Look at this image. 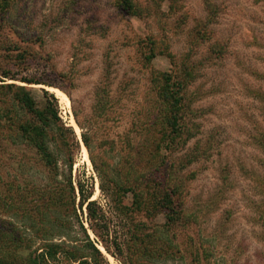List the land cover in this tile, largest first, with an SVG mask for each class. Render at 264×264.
<instances>
[{"label": "rangeland", "instance_id": "rangeland-1", "mask_svg": "<svg viewBox=\"0 0 264 264\" xmlns=\"http://www.w3.org/2000/svg\"><path fill=\"white\" fill-rule=\"evenodd\" d=\"M131 3L137 14L122 0H11L0 69L11 70L17 80L7 82L26 88L38 105L44 91L54 95L80 142L73 180L89 181L92 199L106 210L101 184L111 189L127 156L149 153L158 136L156 80L163 73L183 80L184 131L167 154L184 209L172 229L182 256L156 264H264V0ZM17 157L0 148V230L26 241L4 245L9 250H35L42 242L27 214L41 203L29 191L56 182ZM59 165L62 181L68 172L62 159ZM76 225L64 236L51 228L52 238L83 239ZM101 251L108 263L123 264Z\"/></svg>", "mask_w": 264, "mask_h": 264}, {"label": "trees", "instance_id": "trees-1", "mask_svg": "<svg viewBox=\"0 0 264 264\" xmlns=\"http://www.w3.org/2000/svg\"><path fill=\"white\" fill-rule=\"evenodd\" d=\"M122 3L130 13L137 14L131 0ZM10 5L11 0H0V29L7 25ZM20 58V62L24 60L23 53ZM11 72L0 69V148L16 152L19 165H41L56 185L33 186L29 191L41 203L27 214L34 237L42 242L40 247L31 250L32 246L27 245L22 250L11 251L4 245L22 247L25 239L12 230H0V264H63V261L110 264L101 251L103 248L123 264L164 263L181 255L182 249L172 229L184 219V209L182 201L177 199L180 187L171 177L176 165L168 163L167 154L176 151L184 131V81L174 80L171 73H163L156 80L160 110L156 119L160 126L158 136L151 141L149 153L127 156L123 171L111 189L101 184V191L109 198L106 210L92 199L94 189L89 181L73 180L74 152L80 142L74 129L62 120L57 99L44 91V103L38 105L26 88L7 82V79L17 80ZM82 141L92 154L91 139L85 132ZM91 158L96 164L94 156ZM61 159L68 173L62 172L63 179L58 181ZM96 168L103 174L97 164ZM80 213L86 214L88 227ZM159 216L164 217L162 223L155 221ZM75 222L83 239L54 241L53 228L64 236L72 231Z\"/></svg>", "mask_w": 264, "mask_h": 264}, {"label": "bare ground", "instance_id": "bare-ground-1", "mask_svg": "<svg viewBox=\"0 0 264 264\" xmlns=\"http://www.w3.org/2000/svg\"><path fill=\"white\" fill-rule=\"evenodd\" d=\"M61 94V93H60ZM62 95V98L63 99H65L66 101H68V99H67V97L65 96V95H63V94H61ZM86 153V152H85ZM102 248V247H101Z\"/></svg>", "mask_w": 264, "mask_h": 264}]
</instances>
